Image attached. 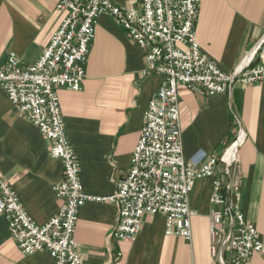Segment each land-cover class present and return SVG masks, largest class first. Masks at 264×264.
Instances as JSON below:
<instances>
[{
  "label": "crops",
  "instance_id": "crops-1",
  "mask_svg": "<svg viewBox=\"0 0 264 264\" xmlns=\"http://www.w3.org/2000/svg\"><path fill=\"white\" fill-rule=\"evenodd\" d=\"M59 0H0V66L9 54L22 66L34 63L49 45L65 14ZM123 5L124 0H111ZM139 1V0H137ZM194 31L201 50L226 73L252 58L264 64V0H200ZM143 52L112 18L95 27L77 92L57 91L67 138L80 165L85 194L109 198L128 172L143 115L162 78L145 74ZM185 160L205 154L219 157L240 129V207L264 249V82L234 85L212 96L177 88ZM49 142L0 90V173L28 215L38 224L55 216L60 202L53 186L62 180V164L49 156ZM221 164L217 165L222 176ZM195 169H198L196 167ZM211 179L197 180L189 197L191 239L165 234V218L146 215L134 242L111 237L117 206L87 202L78 212L75 241L85 264H219L210 253ZM120 254V256H118ZM0 264H53L45 252L22 255L0 217ZM243 264H264V251Z\"/></svg>",
  "mask_w": 264,
  "mask_h": 264
},
{
  "label": "built area",
  "instance_id": "built-area-1",
  "mask_svg": "<svg viewBox=\"0 0 264 264\" xmlns=\"http://www.w3.org/2000/svg\"><path fill=\"white\" fill-rule=\"evenodd\" d=\"M59 0L65 14L49 45L32 64L22 66L9 54L0 66V90L18 112L49 142V156L60 160L62 180L53 186L60 202L55 216L42 224L26 212L0 173V217L22 255L45 252L53 264H85L75 241L78 212L87 202L117 206L111 237L134 242L146 215L165 218V234L191 239L189 197L197 180L211 179L210 253L219 264H243L264 251L255 226L240 207L241 172L238 150L244 142L239 129L219 157L202 154L185 160L181 140L177 88L206 96L227 94L234 85L264 82V64L252 58L232 72L221 71L197 42L194 24L200 0ZM107 15L143 52L145 74L162 82L148 103L128 172L117 180L116 192L99 198L83 192L80 165L70 144L57 91L77 92L85 79V64L95 27ZM221 164L222 176L217 169ZM198 167V169H195ZM120 256V254H118Z\"/></svg>",
  "mask_w": 264,
  "mask_h": 264
}]
</instances>
